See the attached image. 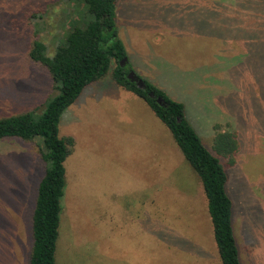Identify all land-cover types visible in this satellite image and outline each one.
<instances>
[{
    "label": "rangeland",
    "instance_id": "374dc122",
    "mask_svg": "<svg viewBox=\"0 0 264 264\" xmlns=\"http://www.w3.org/2000/svg\"><path fill=\"white\" fill-rule=\"evenodd\" d=\"M217 1L117 0L116 25L127 68L183 102L210 149L215 124L236 127L234 230L242 263L264 264V13L250 24L253 5L242 13L239 0ZM90 19L80 0H0V117L35 107L39 116L57 94L28 56L31 41L52 55ZM60 133L75 147L57 264H222L202 181L146 101L106 77L67 108ZM45 169L37 141L0 140V264H30Z\"/></svg>",
    "mask_w": 264,
    "mask_h": 264
},
{
    "label": "trees",
    "instance_id": "16d2710c",
    "mask_svg": "<svg viewBox=\"0 0 264 264\" xmlns=\"http://www.w3.org/2000/svg\"><path fill=\"white\" fill-rule=\"evenodd\" d=\"M80 1L86 3L92 19L85 25L73 26L65 42L59 44L52 55L47 54L48 46L39 38L31 41L28 51L29 58L46 69L57 94L43 104L44 110L39 116V107H35L23 113L0 117V140L18 137L27 142L37 141L41 158L46 163L33 214L30 264H57L56 251L66 187L65 163L75 147L72 136L60 133L62 115L86 87L109 76L118 85L146 101L170 130L202 181L222 264H243L233 224L234 202L227 191V169L236 164L240 151L236 127L230 124L228 129H223L221 124H215V136L210 149L189 120L183 102L171 98L148 80L143 79L146 86L141 88L129 79L128 74L133 69L120 64L128 53L118 35L117 0ZM223 3L217 1L219 5ZM238 3L242 13L243 9L249 12L247 5L254 6L253 11L249 12L253 14L245 18L250 24L264 13V0H239ZM231 21V24H236L237 20L232 18ZM257 31L262 32L261 39L264 42V20ZM255 54L264 59V45ZM151 92L154 96H151ZM159 97L163 103L158 101ZM222 158L227 160V165Z\"/></svg>",
    "mask_w": 264,
    "mask_h": 264
},
{
    "label": "water",
    "instance_id": "95a60500",
    "mask_svg": "<svg viewBox=\"0 0 264 264\" xmlns=\"http://www.w3.org/2000/svg\"><path fill=\"white\" fill-rule=\"evenodd\" d=\"M127 61H128V58L125 57V58H123V59L120 61V64H121L122 66H125V65H127ZM128 77H129V79H131L132 81H135L139 87L144 88V87L146 86V85H145V82L143 81V79L139 78V77L136 75V73H134L133 71H130V72H129ZM150 94H151V96H154V93H153V92H151ZM158 101H159L160 103H163V99H162L161 97L158 98Z\"/></svg>",
    "mask_w": 264,
    "mask_h": 264
},
{
    "label": "crops",
    "instance_id": "0c3cea01",
    "mask_svg": "<svg viewBox=\"0 0 264 264\" xmlns=\"http://www.w3.org/2000/svg\"><path fill=\"white\" fill-rule=\"evenodd\" d=\"M120 86V85H119ZM121 88H123L124 90H126V91H129V92H132V91H130V90H127V89H125L124 87H122V86H120ZM134 93V92H133ZM153 111V110H152ZM154 112V111H153ZM156 115V114H155ZM157 116V115H156ZM158 117V116H157ZM67 173V172H66Z\"/></svg>",
    "mask_w": 264,
    "mask_h": 264
}]
</instances>
